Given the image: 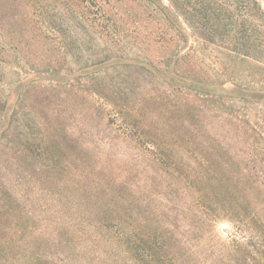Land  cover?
<instances>
[{"label":"rangeland","instance_id":"1","mask_svg":"<svg viewBox=\"0 0 264 264\" xmlns=\"http://www.w3.org/2000/svg\"><path fill=\"white\" fill-rule=\"evenodd\" d=\"M134 9L132 2L112 0H0V186L7 195L0 230L8 233L13 253H20L5 264H137L105 241L82 238L74 250L61 246L64 230L80 219V189L96 187L82 178L83 171L129 188L127 195L155 211L149 218L161 221L190 252L185 220L161 210L173 198L168 187L173 180L159 176L148 156L169 149L184 154L192 148V137L217 136L224 165L241 186L264 188V95L255 103L234 98L231 87L218 86L227 80L222 73L228 74L232 63L214 47L197 48L204 63L198 74L215 84L216 98L226 101L220 121L210 116L212 111L204 112L200 99L173 76L167 81L132 66L96 80L80 76L81 68L107 57L155 59L170 53L168 36L160 44L146 43L145 34L159 26L148 22L151 18L131 16ZM15 14L19 18L13 21ZM139 22L148 23L141 27ZM134 41L142 48L136 49ZM259 67L239 62L233 70L236 82L264 85ZM194 109L199 111L193 116L189 110ZM120 110L124 114L118 115ZM177 158L185 166L191 162L187 156ZM257 196L252 192L251 197ZM216 232L223 240H229V233L238 237L227 221L216 224ZM196 243L194 262L219 264L214 242Z\"/></svg>","mask_w":264,"mask_h":264},{"label":"trees","instance_id":"2","mask_svg":"<svg viewBox=\"0 0 264 264\" xmlns=\"http://www.w3.org/2000/svg\"><path fill=\"white\" fill-rule=\"evenodd\" d=\"M119 1L136 4L138 9L130 11L131 16L141 17L143 21L147 17L154 20L148 22L159 26L158 31L151 32L155 38L145 34L144 40L151 46L166 42L168 36L171 39L168 44L170 53L155 59L107 57L81 68L80 76L96 80L103 73L121 66L137 67L167 81L173 76L172 81L178 79L183 83L181 86L200 99L204 112L212 111L210 116L220 121L222 109L226 111V101L223 96L216 98L218 95L211 90L215 84L204 81L206 77L198 74L204 63L202 59L200 61L197 48L214 47L232 63V70L228 74L222 73L227 80L218 82V86L224 90L231 87L230 94H236V99L262 102L264 85L240 86L233 70L243 61L257 64L264 73V0H112ZM14 7L12 4L7 11ZM81 13L78 12L80 19L84 11ZM120 17L123 18L124 14ZM18 18L15 14L11 19ZM148 22L139 23L146 27ZM92 27L96 29L95 24ZM134 44L136 49L142 48L140 42L134 41ZM229 97L233 99V96ZM122 111L117 114L121 115ZM198 111L189 110V113L194 116ZM230 113L233 115L232 110ZM129 128L127 125L124 130L127 136ZM192 139L188 140L192 148L184 154L177 149H169L148 156L155 163L154 170L159 176L173 180L168 184L173 198L169 196L161 210L164 214L185 220L186 234L191 236L190 252L183 249L184 245L173 238L172 231L161 221L156 223L149 218L155 211L127 195L129 188L116 180L91 178L87 171L81 172L82 178L96 182V187L80 189L81 195L76 202L80 219L62 233L60 244L63 249L74 250L78 239L91 238L93 242H109L120 255L129 254L137 264L140 261L144 264H182L185 260H189V264H197L192 258V252L196 254L194 242L198 245L206 240L214 242L213 246L218 248L214 254L215 263L264 264V188L241 186L236 174L224 165L217 136L208 134ZM26 145H23L26 149L33 148L32 144ZM42 153L47 155V147ZM43 154L39 157L42 158ZM178 155L187 156L191 162L183 165ZM251 191L258 196L251 197ZM6 196V191L0 186V212L7 209ZM175 198L184 200L177 202ZM141 213L146 216L144 219H141ZM221 221L232 225L238 237L229 233L225 235L229 240L219 238L216 224ZM71 228L77 231H71ZM173 228L178 229L176 225ZM4 232L0 230V264L8 262L10 257H20L18 250L13 253L11 240Z\"/></svg>","mask_w":264,"mask_h":264},{"label":"water","instance_id":"3","mask_svg":"<svg viewBox=\"0 0 264 264\" xmlns=\"http://www.w3.org/2000/svg\"><path fill=\"white\" fill-rule=\"evenodd\" d=\"M223 227H224V225H223Z\"/></svg>","mask_w":264,"mask_h":264}]
</instances>
